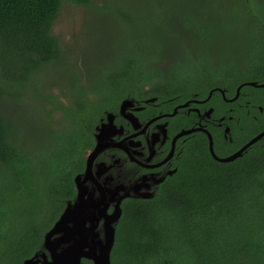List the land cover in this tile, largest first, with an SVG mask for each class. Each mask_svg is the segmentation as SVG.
I'll return each instance as SVG.
<instances>
[{
    "label": "trees",
    "instance_id": "obj_1",
    "mask_svg": "<svg viewBox=\"0 0 264 264\" xmlns=\"http://www.w3.org/2000/svg\"><path fill=\"white\" fill-rule=\"evenodd\" d=\"M105 1L0 0V264L43 250L75 199L99 118L142 80L178 94L206 91L218 72L264 80V0ZM65 4L105 12L130 36L89 61L90 27L82 48L53 32ZM205 39L246 50L245 67L215 64ZM192 147L156 196L122 202L111 264H264V140L230 164L211 159L204 139Z\"/></svg>",
    "mask_w": 264,
    "mask_h": 264
},
{
    "label": "flooded vegetation",
    "instance_id": "obj_2",
    "mask_svg": "<svg viewBox=\"0 0 264 264\" xmlns=\"http://www.w3.org/2000/svg\"><path fill=\"white\" fill-rule=\"evenodd\" d=\"M241 54L214 62L244 68L246 50ZM214 76L219 78L209 83L206 91L203 85H197L185 94L153 89V84L142 80V90L128 94L112 110L104 111L94 128L91 150L100 125H109L106 128L112 135L92 169L95 172L96 164H105L107 172L101 179L110 176L112 183L121 184L120 193L129 194L123 201L156 196L178 176L190 157L198 154L199 150L192 147L197 140L204 139L210 158L223 164L242 158L264 140V86H260L264 80L259 83L249 78L251 74L238 77L218 72ZM260 134L263 135L246 147ZM209 136L219 158L246 148L232 161L221 162L212 156ZM112 210L111 206L109 212Z\"/></svg>",
    "mask_w": 264,
    "mask_h": 264
},
{
    "label": "water",
    "instance_id": "obj_3",
    "mask_svg": "<svg viewBox=\"0 0 264 264\" xmlns=\"http://www.w3.org/2000/svg\"><path fill=\"white\" fill-rule=\"evenodd\" d=\"M107 126L97 128L96 144L87 153L85 170L74 178L75 199L67 203L45 234L43 250L24 260L23 264H85L84 259L92 264H111L116 225L122 214L121 203L129 194H121L123 186L112 183L110 176L101 179L107 172L105 164H96L95 172L92 169L95 158L107 147L112 135ZM262 135L252 139L246 147ZM209 141L212 156L221 162L232 161L246 148L228 158H219L214 154L211 136ZM111 206L113 210L109 212Z\"/></svg>",
    "mask_w": 264,
    "mask_h": 264
},
{
    "label": "rangeland",
    "instance_id": "obj_4",
    "mask_svg": "<svg viewBox=\"0 0 264 264\" xmlns=\"http://www.w3.org/2000/svg\"><path fill=\"white\" fill-rule=\"evenodd\" d=\"M99 4H107L105 0H97ZM128 2H132V0H127ZM138 1V0H137ZM140 1V0H139ZM148 3L152 4V0H145ZM148 8V6H147ZM199 9L196 10V13H199ZM200 15V13H199ZM204 16L201 14L200 17ZM104 18H96V16L92 15L87 8L65 4L62 7L60 16L56 21L53 32L60 38L62 43L65 46L73 45L74 43L80 44L81 48L85 44V33L88 27L91 28V33L93 35L90 36L89 48H92L89 51V61L97 63L102 51L104 48L111 47L112 43L123 44V34H127V38L130 36V31L127 28L126 31L122 30L121 24L113 17H110L108 14L104 12ZM204 19V18H198ZM165 38H172L170 35H163ZM215 37L220 38L221 40H228L229 36L227 32L216 33ZM205 43L209 47V54L211 61H218L221 59L227 58L229 55L243 56L240 50H233L223 47L222 50L216 48V46L208 39H205ZM74 52L79 55V49L74 47ZM106 49L104 53L107 51ZM168 58V54L164 56ZM168 61V60H167ZM75 62V60H74ZM169 62V61H168ZM157 63V62H155ZM164 63V61H162ZM160 62V64H162ZM76 64V62L74 63ZM77 65V64H76ZM80 66V65H79ZM81 67V66H80ZM82 68V67H81ZM83 69V68H82ZM216 78H219L216 76Z\"/></svg>",
    "mask_w": 264,
    "mask_h": 264
}]
</instances>
